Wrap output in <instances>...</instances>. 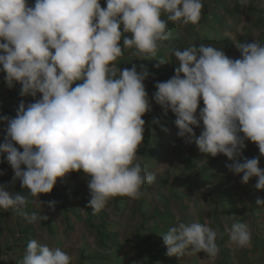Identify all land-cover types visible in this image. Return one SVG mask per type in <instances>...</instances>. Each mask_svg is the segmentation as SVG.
<instances>
[{
	"label": "clouds",
	"instance_id": "9594fccd",
	"mask_svg": "<svg viewBox=\"0 0 264 264\" xmlns=\"http://www.w3.org/2000/svg\"><path fill=\"white\" fill-rule=\"evenodd\" d=\"M105 3L0 0V73L9 89L19 84L21 97L34 98L27 104L21 99L14 117L0 116L6 124L0 157L13 170V182L28 190L25 195L0 185V210H15L29 223L48 219L26 211L29 196L44 206L40 194L51 193L69 173L88 178L94 213L115 197L139 199L143 185L156 180L138 155L145 138L142 117L152 110L145 86L149 72L135 64L121 70L117 62L125 49H135L141 59L155 56L169 38V22L199 24L203 0ZM235 47L240 58L204 44L172 49L175 74L155 83L152 99L165 114H174L178 138L194 142L205 157L223 154L241 184L256 178L254 187L264 191L260 157H243L245 141L264 156V44L255 39ZM158 62L156 67L167 63ZM195 128H202L198 136ZM55 204L48 201L47 207ZM256 204L264 206V198ZM226 231L237 248L251 246L247 223L235 221ZM219 235L207 222L177 218L161 237L170 257L203 252L214 258ZM72 259L61 248L32 239L16 264H72Z\"/></svg>",
	"mask_w": 264,
	"mask_h": 264
},
{
	"label": "rangeland",
	"instance_id": "374dc122",
	"mask_svg": "<svg viewBox=\"0 0 264 264\" xmlns=\"http://www.w3.org/2000/svg\"><path fill=\"white\" fill-rule=\"evenodd\" d=\"M29 0V3H34V0ZM207 10H219L224 13L225 25L218 26V35L212 34L213 39H218L220 35H223L224 40L223 47L227 49L225 54L230 58H240V53L235 47V44L240 43L239 38L246 35L243 38L242 43H250L255 39L261 44H264V15L259 17L257 8H264V0H222L221 5L214 0H206ZM101 7H106L105 0H101ZM217 27V26H216ZM179 32L183 40L192 38V33L189 32V28L185 25L179 24ZM213 33V32H212ZM233 41L230 43L229 41ZM122 44V41H121ZM188 47L184 41L180 45H176L175 49H184ZM171 48L164 49V55L170 60ZM127 51L118 60V65L123 70L124 68H131L133 58L137 57L133 55L135 51L125 49ZM132 56V57H129ZM148 60V61H147ZM174 60L176 58L174 57ZM146 63L140 62L138 64L139 70L146 68L155 71H162L165 64L159 67L153 68L155 65L151 63L149 57H146ZM177 61V60H176ZM159 62L156 61V65ZM152 71V72H153ZM149 73L148 78L145 80L146 91L149 95V99L152 105V110L146 113L143 117L150 116L161 111L160 106L157 105L152 99L153 93L148 89L150 81L156 77V74ZM20 87L18 84L12 89H9L4 81V73H0V116L14 117L21 99L24 102L30 103L26 98L19 95ZM34 99V98H33ZM201 101L200 107H203ZM149 123V122H148ZM146 125V120H145ZM6 124L0 122V143L3 142L5 136L4 129ZM202 128H195L194 131L198 136ZM178 129L175 126V119L165 127L164 138L166 141V152L163 156H159L157 159H151L149 157L138 154L143 163L145 164V170L148 172H159L167 165L177 164L183 170L181 175L184 179L189 180L193 176L198 168L203 164L198 148L196 149V157L187 162L180 159L181 154L178 153L177 148L183 152V155L190 156L188 151V143L178 138ZM159 133V132H158ZM156 141H159L158 137H154ZM150 141L148 137L144 138V141ZM248 148L257 147L251 141H245ZM19 148V146L17 145ZM22 151V149H20ZM192 156V155H191ZM260 157V164L264 166V156H260L259 152H256L254 157ZM216 166L211 169L209 179L205 182L201 180V183L189 184L187 182H177L176 191H172L170 188H165L163 194H160L157 189V184H145L142 187V192L147 198V204L144 206L145 215L148 216L143 228L138 230L139 224L142 222V215L138 210L140 199H131L128 197H115L110 199L106 209H104V216L100 217L98 213L94 214L92 218H89L86 204L89 205V201L83 202L76 196L68 195L71 199L69 204L70 218L65 214L66 209L61 207L49 208L47 202L50 201L51 193L46 194L45 201L39 199L44 203L37 207L34 203L33 197L31 205L26 211L29 213L42 212L45 215L54 220L55 228L53 231L49 228L46 220L38 221L36 223H29L22 217L16 214L15 210L9 209L8 211L0 210V256L7 257V261L0 259V264H11L13 259L17 256L21 257L25 251V245L29 240L35 239L40 243L48 244L50 247H59L68 254L72 259V264H79L83 250L85 255L89 256L88 264H133L136 262H143V264H151L149 258L146 256V245L143 243L141 235H153L156 226L159 227H171L177 223V218L185 223L193 221H199L201 223L207 222L210 227L216 229L220 234L217 239L219 245V253L216 257L212 258L201 252L199 254L184 256L181 258L175 256H168L165 253L160 254L161 258L157 261V264H172V261H177L178 264H229L228 260L232 264H264V206H257L254 215L251 212L253 205V199L260 197L259 191L249 184H241V176L233 174L226 165L231 161L220 154L216 157ZM3 158L0 157V161ZM8 165V164H7ZM9 170L7 176L0 185H8L10 191H20L25 195H28L27 189H22L20 182L17 180L13 182L14 172L8 165ZM251 180L256 181L254 178ZM64 181V180H63ZM61 180L57 181L56 185H59ZM68 181V180H67ZM88 178L85 177L83 172L77 176L74 181L75 186L82 187L87 191L90 197L87 187ZM67 183V182H66ZM148 186V187H147ZM55 190L53 188L52 192ZM225 192V204L223 208H220L218 203L219 195ZM264 198V197H263ZM77 204L76 211L74 205ZM156 209H159L162 213L155 214ZM228 211V213H227ZM165 213L171 215L167 217ZM101 214V213H100ZM69 221H67V220ZM104 221L107 225V229L115 233L114 242L104 244L101 241L100 234L96 224ZM235 221H242L247 223L252 233V243L247 248H237L229 238V234L221 231V228L226 230V226L230 227ZM71 222V224H70ZM69 224V226H68ZM71 225V226H70ZM76 226L81 231L73 230V226ZM55 232V233H54ZM156 240V235L153 236ZM166 247L164 244H162ZM223 245L226 247L223 250ZM231 250L232 257H226L223 255L224 251ZM105 252L117 253L121 260L119 263L110 262L102 258ZM231 258V259H230Z\"/></svg>",
	"mask_w": 264,
	"mask_h": 264
},
{
	"label": "trees",
	"instance_id": "16d2710c",
	"mask_svg": "<svg viewBox=\"0 0 264 264\" xmlns=\"http://www.w3.org/2000/svg\"><path fill=\"white\" fill-rule=\"evenodd\" d=\"M214 1L217 4L219 3L220 5L222 3V0H214ZM31 2H33V1L31 0ZM206 2H207L206 0H203L204 7L202 9V18H201L199 24L198 25H192V24L185 25L189 28L188 29L189 32L192 33V38L190 40H188V39L183 40V38L181 37L182 35L180 33H178L180 31L178 28L179 24H175L172 22L168 23L169 38L166 41L161 42V46L158 48L155 56L149 57L151 60V63L154 65H156V61H158L160 59H164L165 61H167V63H165V67L162 71H158L157 73H155V71H153L154 69H152V70L148 69L149 73H151L153 71L154 74H156V77L150 81V86H147L149 90L151 89L150 91L152 93H154L156 91L155 83L166 81L175 74L174 69H175L178 61L174 60V56H171V59L169 60L166 57V55H164V49L165 48L169 47L171 49H175L176 45H180L185 41L187 46H189L190 44H196L197 46H199L200 44H204V45H211V46H214L218 49H223L224 51H227V49L223 47V43L227 41V40H224L223 35H220L218 37V39L212 38V34H213V36H214V34L218 35V33H217L218 32V26L222 27L225 25L224 13L220 12L219 10H207L206 9ZM256 11L258 12L259 17L262 18V16L264 15V8H257ZM164 18L166 19V17H164ZM243 38H246V35L240 37L239 42H243ZM229 42L233 43V41H231V40ZM130 50L135 51V49H130ZM126 52L127 51L123 52V54H125ZM129 57H132V56H129ZM147 61H146V59H141V57H135V58H133L132 65L133 64L137 65V69L139 71L138 64L140 62L146 63ZM153 68H156V66H154ZM18 86L21 88V86L19 84H18ZM24 98H26V100L30 103L34 102V99L32 97H24ZM160 109H161V111H159L155 114H151L150 116L142 117L144 120H146L144 137H148L150 141H145L141 145L138 154H142L143 156H145V158L149 157L153 160L157 159L159 156H163L165 154L167 149H166V145H165L166 141H164L165 138L163 137L164 136L163 132H165V127L167 128L168 125L175 119V116L171 111H168L167 114H165L164 110L161 107H160ZM154 137H158L159 141H156L154 139ZM196 149H197V146L195 145L194 142H192V143H188V151L190 154L189 157H187L186 155H183V152L180 150V148H177V151H178V153L181 154L180 159L185 160L187 162H190L196 157ZM256 152H259L258 148H256V147L248 148L246 146L245 149L243 150V157L253 158L255 156ZM201 156H203V158H201V161H203V164L198 168L197 172L193 175L195 177L190 178L189 180L184 179L183 175H181V171L183 169L181 167H179L177 164L167 165L166 167H164V169L162 171L155 173L156 174L155 183L157 184V189H159L160 194H163L164 189L166 187L170 188L172 191H174V190L176 191L175 186H176L177 182H182V183L187 182L189 184H192V183L197 184V182H198L200 184L201 180L203 182H205L207 179H209L211 169H213V167L216 166V164H217V162H216L217 156L216 157H211V156L205 157L203 154ZM2 161L3 162H0V184L6 178L7 171L9 170L8 165H7L8 163L4 160H2ZM143 165L145 167L144 163H143ZM260 167L262 169H264V166H261V164H260ZM78 175H80V172L69 173L63 182H60L59 185H55V190L53 192H51L50 201H56L55 207L59 206L63 209H66L65 214L67 215L68 218H70V215H68V212H69V204L71 202V199L68 197V195H72V196L74 195V196L78 197L79 199H81L83 202H87L88 200H90V197L88 196L87 191H85V189L83 187L81 189L78 186H75V184H74V181L77 179ZM254 179L257 180L256 178H254ZM248 184L250 185V187H253L256 183H255V181L250 180ZM144 185H143V188L145 187ZM259 194H260V197H258V198L264 197V191H259ZM218 195H219L218 203H220V207H219V209H220V208H223V206L226 202L225 201L226 195H225V192H222L221 194H218ZM45 198H46V194H41V199L43 201H45ZM140 198L141 199H140V203L138 206V210L140 211L143 219H142L141 224H139L138 230H141L143 228V225H144L146 219L148 220V216L145 215V212L143 211L145 204H147V198L144 195V192ZM32 199H33V197L29 196V203L27 205L26 210L31 205ZM256 200H257V198L253 199V202L255 204L253 205L251 212H253L252 214L257 216V214L255 213V211L257 209ZM74 207H75L74 211H76L78 208V205L75 204ZM86 207H87V212L89 213V218H92L94 216V214H96V213H94L91 210L89 205L86 204ZM159 213H162V212L159 209H156L155 214H159ZM227 213H228V211H227ZM163 214L164 213H162L161 215H163ZM98 215L100 217L104 216V211L102 210L101 212L98 213ZM165 215L167 217H171V215L168 213H165ZM0 216H1V213H0ZM240 222H242V221H240ZM46 223L49 226V228L53 231V229L55 228L54 220L48 217V219L46 220ZM70 224H71V222H70ZM68 226H69V224H68ZM96 227L98 229V233L100 234V237H101L100 239L104 244L110 243L111 241L114 242L115 233H112L107 229V225L104 221L100 222V224H96ZM169 228H167V227L163 228V227L156 226L155 230L153 232V235L146 236V235L140 234V237L143 239V243H145V245H146V249H145L146 256L149 258L151 264H157V261L159 260V258H161L160 254H162V253L166 254L167 253V248L162 245L163 240H162L161 236L163 234H166ZM73 230L75 232V231H81L82 229H78L74 225ZM221 231H223V233L226 234V230L224 228H221ZM154 235H156V237H157L156 240H154V238H153ZM225 249H226V247L223 245V250H225ZM85 251L86 250H83V254H82V257H81L79 264H88L89 256L85 255ZM223 255H225L226 257H232L231 250H229L227 252L224 251ZM22 256L21 257L17 256L16 258H14L11 264H16V261L19 258H22ZM102 258L106 259L107 261L115 262V263H119V260H121V257H119L117 255V253H110V252H105L102 255ZM228 263L232 264L230 260H228ZM160 264H162V263H160ZM172 264H178V263H177V261L173 260Z\"/></svg>",
	"mask_w": 264,
	"mask_h": 264
}]
</instances>
